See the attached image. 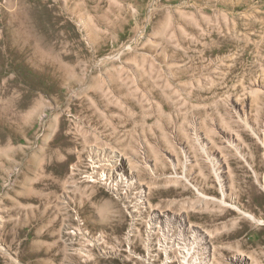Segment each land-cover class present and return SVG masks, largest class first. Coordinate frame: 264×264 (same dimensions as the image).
<instances>
[{
    "label": "rangeland",
    "instance_id": "374dc122",
    "mask_svg": "<svg viewBox=\"0 0 264 264\" xmlns=\"http://www.w3.org/2000/svg\"><path fill=\"white\" fill-rule=\"evenodd\" d=\"M240 259L264 264V0H0V264Z\"/></svg>",
    "mask_w": 264,
    "mask_h": 264
},
{
    "label": "bare ground",
    "instance_id": "6f19581e",
    "mask_svg": "<svg viewBox=\"0 0 264 264\" xmlns=\"http://www.w3.org/2000/svg\"><path fill=\"white\" fill-rule=\"evenodd\" d=\"M123 167H125V163H124V165H123V164L121 165V168H123ZM160 216H161V215H160ZM160 216H159V214H158V217H160ZM155 217H156V216H155ZM160 218H161V217H160ZM160 218H159V219H160ZM243 259H244V258H243ZM243 259H242V260L240 259L239 261L237 260L238 264H245V262L243 261ZM186 264H187V263H186Z\"/></svg>",
    "mask_w": 264,
    "mask_h": 264
}]
</instances>
